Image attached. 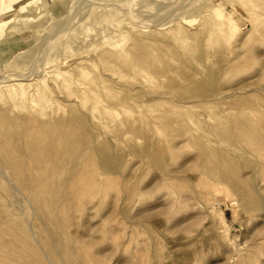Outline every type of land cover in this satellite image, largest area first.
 Here are the masks:
<instances>
[{
    "label": "rangeland",
    "instance_id": "374dc122",
    "mask_svg": "<svg viewBox=\"0 0 264 264\" xmlns=\"http://www.w3.org/2000/svg\"><path fill=\"white\" fill-rule=\"evenodd\" d=\"M0 264H264V0H0Z\"/></svg>",
    "mask_w": 264,
    "mask_h": 264
},
{
    "label": "bare ground",
    "instance_id": "6f19581e",
    "mask_svg": "<svg viewBox=\"0 0 264 264\" xmlns=\"http://www.w3.org/2000/svg\"><path fill=\"white\" fill-rule=\"evenodd\" d=\"M5 5V4H4ZM9 6H10V4H9ZM5 8V7H4Z\"/></svg>",
    "mask_w": 264,
    "mask_h": 264
}]
</instances>
